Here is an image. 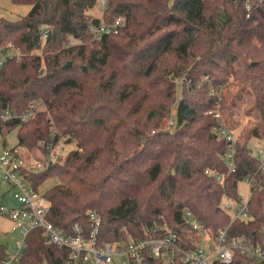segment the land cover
I'll list each match as a JSON object with an SVG mask.
<instances>
[{
  "label": "trees",
  "instance_id": "obj_1",
  "mask_svg": "<svg viewBox=\"0 0 264 264\" xmlns=\"http://www.w3.org/2000/svg\"><path fill=\"white\" fill-rule=\"evenodd\" d=\"M12 1L31 9L16 20L0 16V49L13 43L23 51L0 71V112L24 114L37 101L45 109L26 120L0 121V133L18 127V145L42 150L63 137L76 142L63 161L38 172L23 168L43 189L50 221L68 234L75 223L89 232L87 212L95 210L101 244L145 238L166 223L194 247L198 235L185 212L217 234L231 222L226 199L241 200L239 183L254 177L250 216L227 232L264 252V172L250 145L264 140V0H108L104 21L124 16L125 25L100 37L90 29L100 23L91 13L98 0ZM233 57L238 89L223 104L217 91L230 85ZM238 100L247 104L252 125L239 134L231 171L215 113L220 101L224 124L234 130ZM7 249L0 243V264ZM69 255L36 228L19 264H68ZM243 262L264 264L240 250L230 263L214 264ZM146 264L163 263L149 257Z\"/></svg>",
  "mask_w": 264,
  "mask_h": 264
},
{
  "label": "built area",
  "instance_id": "obj_2",
  "mask_svg": "<svg viewBox=\"0 0 264 264\" xmlns=\"http://www.w3.org/2000/svg\"><path fill=\"white\" fill-rule=\"evenodd\" d=\"M107 3L108 0H98L97 4L102 8L103 14ZM103 14L99 16V25L90 24L94 36L100 37L103 33H117L125 25L124 16H119L111 24H107ZM22 54V49L13 43H8L0 49V71L7 60L20 58ZM41 103V101L35 102L24 114L7 108L0 112V121L19 116L22 120H26L42 109ZM174 114L175 110L173 109L165 126L169 132L174 130ZM215 114L219 121L215 129L216 133L219 138L226 139L228 143L223 158L228 169L232 171L237 165L236 142L238 137L233 130L224 124L220 113L216 112ZM258 158L261 160L260 170L264 172V140H262ZM25 166L26 161L22 155L18 154L15 146L5 148L0 155V188L4 185V193L12 191L14 198L20 203L18 208L6 207L1 203L0 211L11 219L12 231H17L21 236L20 240H16L14 252H8L2 264H19L26 247V236L32 229L36 228L42 229L43 235L49 243L65 246L70 250L68 264H146L149 257L158 261L161 260L163 264H176L177 262L214 264L215 261L230 263L236 250H240L250 257L264 260V252L259 247L251 246L245 236H229L227 232L233 221L250 216L249 199L253 187L256 185L254 177L243 179L250 189L248 198L241 196L239 201L231 198L226 199L224 208L231 214V222L227 227L220 229L217 234L214 235L206 228L191 211L185 212L186 223L196 230L198 235L194 247L184 245L182 235L166 223L153 227L145 238L129 237L101 244L98 237L101 222L100 213L95 210L87 212L91 226L89 232H86L78 223L73 226L74 234H68L61 230L48 219L49 201L46 199L43 189L36 188L34 183L24 174L23 168ZM31 170L34 171V169ZM206 172L208 174L213 173L210 170H206ZM216 178L222 182L224 176L219 174L216 175ZM243 264L248 263L243 262Z\"/></svg>",
  "mask_w": 264,
  "mask_h": 264
},
{
  "label": "rangeland",
  "instance_id": "obj_3",
  "mask_svg": "<svg viewBox=\"0 0 264 264\" xmlns=\"http://www.w3.org/2000/svg\"><path fill=\"white\" fill-rule=\"evenodd\" d=\"M31 9V4L29 3H14L12 0H0V16L5 17L10 20H16L25 14ZM95 17L102 16L103 11L99 4L95 5L91 12ZM231 68L234 72L232 75V79L230 81V85L226 88H223L217 91V94L220 95V101H223V104L227 97L229 101V96L231 92L236 93L238 89V80H237V60L235 57L231 59ZM181 80H177V97L181 95ZM218 102V109L217 112L223 117L225 114L224 106L221 102ZM226 101V102H228ZM238 105L234 108L235 112L234 115L239 119L240 126L234 128V133L239 137V134L243 131V129L248 128L252 125V120H250L249 116L245 112L246 103L244 100H238ZM42 109H45V105L43 102L40 104ZM224 112V113H223ZM227 113V112H226ZM67 137H63L58 143L53 144L51 143L50 147L46 150H42L37 145L33 147H28L26 145H18V127L14 128L6 135H0V155L3 153L5 148H11L15 146L18 150V154L22 155L26 161V167L28 169L36 170H44L47 168L51 162L55 163L57 161H63L66 153L71 149L76 147L75 140L68 141ZM37 144L42 145L43 142L39 141ZM250 145L252 147V152L255 156L259 155V149L261 148V144L258 143L256 140H251ZM53 179L49 178L46 179L42 185H46V183H50ZM41 188H44L41 187ZM5 186L3 185L0 188V204H4L6 207H15L18 208L20 206L19 201L14 198L13 192L9 191L4 193ZM238 191L244 198H248L250 194V189L246 181L242 180L239 183ZM4 193V195H3ZM225 201V200H224ZM12 221L10 218L0 215V243L7 245V250L9 253L14 252V247L16 244V240H20L21 236L17 231H12L11 229Z\"/></svg>",
  "mask_w": 264,
  "mask_h": 264
},
{
  "label": "water",
  "instance_id": "obj_4",
  "mask_svg": "<svg viewBox=\"0 0 264 264\" xmlns=\"http://www.w3.org/2000/svg\"><path fill=\"white\" fill-rule=\"evenodd\" d=\"M71 64V61H69L66 65H70ZM84 69L86 70V67L84 66Z\"/></svg>",
  "mask_w": 264,
  "mask_h": 264
}]
</instances>
